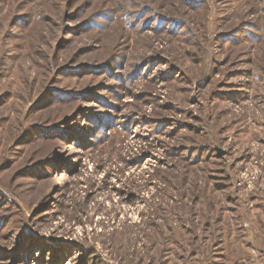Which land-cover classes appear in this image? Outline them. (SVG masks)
<instances>
[{
	"label": "rangeland",
	"instance_id": "374dc122",
	"mask_svg": "<svg viewBox=\"0 0 264 264\" xmlns=\"http://www.w3.org/2000/svg\"><path fill=\"white\" fill-rule=\"evenodd\" d=\"M263 242L264 0H0V264Z\"/></svg>",
	"mask_w": 264,
	"mask_h": 264
},
{
	"label": "crops",
	"instance_id": "0c3cea01",
	"mask_svg": "<svg viewBox=\"0 0 264 264\" xmlns=\"http://www.w3.org/2000/svg\"><path fill=\"white\" fill-rule=\"evenodd\" d=\"M241 244H242V243H241ZM257 245H258V243L254 242V241H252L251 243H247V244H246L247 248H249V247H254V246H257ZM240 246H241V245H240ZM259 248L261 249V252L263 253L262 255H264V242L262 243V246L259 247ZM245 252H246L245 254H247V255L250 254V253H248L247 249L245 250ZM248 258H249V257H247V258L245 257V258L242 259V260L245 261V264L248 263V260H247ZM252 259H253L254 261H256L253 255L250 256V260H252ZM242 263H243V262H242Z\"/></svg>",
	"mask_w": 264,
	"mask_h": 264
}]
</instances>
